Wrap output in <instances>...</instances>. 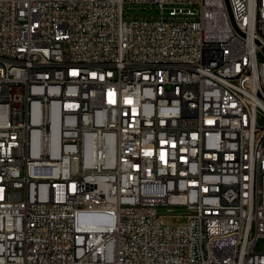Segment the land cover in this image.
<instances>
[{"label":"built area","instance_id":"obj_1","mask_svg":"<svg viewBox=\"0 0 264 264\" xmlns=\"http://www.w3.org/2000/svg\"><path fill=\"white\" fill-rule=\"evenodd\" d=\"M263 238L264 0H0V264H264Z\"/></svg>","mask_w":264,"mask_h":264},{"label":"rangeland","instance_id":"obj_2","mask_svg":"<svg viewBox=\"0 0 264 264\" xmlns=\"http://www.w3.org/2000/svg\"><path fill=\"white\" fill-rule=\"evenodd\" d=\"M145 8L146 7H144L143 5L131 6L130 8H128V13H129L128 16L133 17L141 13H144ZM184 223H185V219H166L165 221L166 225H171V226H179V225H183ZM257 249L264 250V238L257 243Z\"/></svg>","mask_w":264,"mask_h":264}]
</instances>
